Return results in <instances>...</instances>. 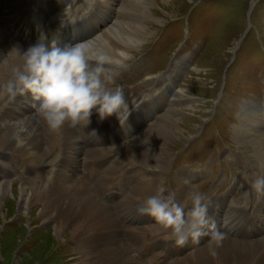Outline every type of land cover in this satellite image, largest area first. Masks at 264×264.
I'll return each instance as SVG.
<instances>
[{"label": "rangeland", "instance_id": "374dc122", "mask_svg": "<svg viewBox=\"0 0 264 264\" xmlns=\"http://www.w3.org/2000/svg\"><path fill=\"white\" fill-rule=\"evenodd\" d=\"M155 4L151 12L160 23L144 22L149 27L147 37H142L126 59V75L120 79L122 70H109L114 76L109 86H120L132 101L143 96L162 97L173 83L170 92L182 95L187 102L176 107L180 110L179 132L169 144L171 162L154 173L158 188L174 192L185 209L192 204V194L203 192L213 202L227 194L230 201L251 210L263 201V194L251 192L250 183L264 177V161L256 155L253 143H242L237 135L247 119L243 115L253 108L257 120H262L256 130L261 136L257 143L264 150V0H156ZM175 66L179 67L177 71ZM165 72L167 79L174 74L172 81H165ZM6 103L0 105L1 112ZM166 107L160 104L152 109L154 114L144 121H156L170 108ZM147 110L151 112L150 108L143 111ZM251 126L247 128L251 130ZM56 158L61 159L59 152ZM123 160L121 169L130 166ZM1 163L0 171L7 167ZM59 163L40 172H19L30 177L14 174L8 179L7 200L0 199V264H82L77 244L67 234L55 236L54 220L42 223L40 207L31 208L26 215L18 212L19 205L16 207L12 200L20 187L41 188L46 180L56 178ZM188 170L201 177L191 181L197 178L184 175ZM138 181L134 180L133 185ZM200 183L205 186L197 187ZM245 191L249 192L247 202L240 201ZM155 193H147L142 200ZM217 201L208 212L223 216Z\"/></svg>", "mask_w": 264, "mask_h": 264}, {"label": "bare ground", "instance_id": "6f19581e", "mask_svg": "<svg viewBox=\"0 0 264 264\" xmlns=\"http://www.w3.org/2000/svg\"><path fill=\"white\" fill-rule=\"evenodd\" d=\"M1 1L0 86L6 88L5 82L12 78L11 66L18 63L20 59L11 50L13 47H18L21 50L27 47L24 48L11 40L3 30L7 25L2 24L1 9L3 7L2 11H5V8L11 9L18 5V13L22 10L17 16L20 17L18 21L23 23H26V19H22V17H31V15L28 13L30 6L23 2L24 0H6L4 3ZM155 1L101 0L99 2L100 9L90 24L92 32H88L84 38L75 42L83 44L91 54L103 56L105 64L124 65L126 59L131 56L132 50L147 34L149 27L144 22L146 23L148 20L156 24L160 23L155 20L151 12V8L156 5ZM68 2L70 3L69 10H72L71 4L85 6L87 0H58L52 6L58 7L57 11H60ZM71 13L75 14L73 11ZM71 18H67L59 26L69 24ZM38 23H40L39 19ZM8 27L14 28L15 25L8 24ZM168 78L169 81H172V77ZM174 86L172 83L168 91L164 93V96L158 98L155 107L152 108L155 109L160 104H166V108L170 107L167 112L163 111L162 115L159 112V119L156 121L151 119L145 122L144 119L154 112L152 113V110L144 112L143 110H146L144 108L137 110L135 118L130 119V123H127L126 131L122 136L124 140L122 145L126 147V151L112 161L96 184L81 182L77 185L74 184L73 179L79 173L81 160L90 157V155L105 154L108 151L95 152L89 149L86 151L78 138V132L67 123L56 131L48 130L36 112L35 104L37 102L33 101L30 95L13 97L6 90L0 89V105L9 100V103H6L8 106L5 105L6 108L3 112H1L2 108L0 109L2 113L0 115V160H2V166H7L6 169L0 171V199L7 200L6 183L15 172H40L46 167H50L54 162L60 161L55 180H53L54 178L50 181L46 180L47 184L41 188L27 189L22 186L16 194H13L12 200H15L16 207L19 205L18 212H24L26 215L31 208L40 207L39 218L42 223L54 220L56 223L55 236L59 238L67 234L69 239L77 244L76 252L81 256L82 264H264V237L262 236L264 216L262 217L261 212L250 219L262 223V227H257L253 235L245 237L250 241L236 237L235 233L230 234L227 231L230 229L229 226L224 232L217 227L224 236L218 246L213 245L215 255L210 253L209 245L206 243L208 236H202L198 243L191 241L186 247L177 250L170 243L153 240L158 244L149 252L140 255L147 257L145 260H140V256L131 257L128 249L129 244L122 236L119 218L115 214V210L120 215H124V219L132 215L139 218H134V221L140 225L136 227V230L142 239L152 240L147 235H155L164 231L158 224L156 225L153 218L139 214L137 209L142 204V197L147 193L156 192L158 188V179L155 177L157 169L166 167L173 157L172 152L168 151L169 144L179 132L181 122L179 120L180 110L176 107L187 103L182 95L170 92ZM168 94L171 96L169 100ZM251 109L253 108L248 109L243 115L247 119L242 121L237 139L245 144L253 143L256 155L264 161L263 146L257 143L261 136L256 130L259 129L256 125L261 124L262 120L258 121L257 112ZM97 118L95 113V118L92 121L99 126L96 122ZM109 118L103 121L99 120V124L104 128L111 127L114 115ZM90 124L86 125L85 123V126L89 127ZM249 124L253 125L251 130L247 128ZM21 125L27 128V131L20 137L23 143L18 142L14 137V133ZM138 125L141 126L137 132H134ZM56 152L60 153L61 159L56 158ZM127 153L130 154L126 155ZM25 160L30 162L29 165L35 166H27ZM122 160L130 163L127 173H125L126 167L121 169L124 167ZM121 177L119 190H116L114 186ZM130 178H133V181H139L136 185L130 186L128 185ZM121 191H126V193L119 195ZM262 199V204L260 203L258 206L260 210L264 208V194ZM119 200L120 202H118ZM137 201L140 203L139 205ZM225 202L226 197L222 198L217 205L221 215L224 214ZM212 212L214 211L212 210ZM227 220L229 219L227 218ZM152 222L155 225H151ZM167 232L169 234L170 230Z\"/></svg>", "mask_w": 264, "mask_h": 264}, {"label": "clouds", "instance_id": "9594fccd", "mask_svg": "<svg viewBox=\"0 0 264 264\" xmlns=\"http://www.w3.org/2000/svg\"><path fill=\"white\" fill-rule=\"evenodd\" d=\"M11 52L20 59L11 66L12 78L7 81L6 88L0 86V89L13 97L30 95L37 102L36 112L48 130L56 131L65 123L70 127L81 122L88 125L93 111L100 121L113 115L121 125L127 120L128 102L123 89L109 86L114 76L105 68V58L91 54L83 44L74 42L61 46L55 39L45 43L42 37L40 42L24 50L13 47ZM26 131L27 128L21 125L14 133L18 142L23 143L20 137ZM250 189L253 194H264V177L252 180ZM165 191L163 187L157 188L137 212L170 230V239L177 246H183L189 240L198 243L202 236H208L206 243L210 253L215 255L213 245L218 246L224 234L208 215L204 196L199 192L192 194L191 207L185 210L174 192L165 194ZM243 195L247 197L249 192L245 191Z\"/></svg>", "mask_w": 264, "mask_h": 264}]
</instances>
